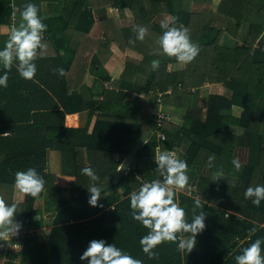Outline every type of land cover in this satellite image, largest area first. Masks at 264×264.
<instances>
[{
	"label": "trees",
	"instance_id": "1",
	"mask_svg": "<svg viewBox=\"0 0 264 264\" xmlns=\"http://www.w3.org/2000/svg\"><path fill=\"white\" fill-rule=\"evenodd\" d=\"M16 1L20 6L34 3L48 26L42 37L47 47L42 54L37 50L34 61V80L21 78L13 66L7 87L0 88V198L17 204L15 219L24 229L22 238L34 239L35 232L32 234L29 229L42 223V213L35 203L43 191H49L54 200L49 226L42 235L48 254L44 258L29 251L30 264H45L47 257L49 264H86L79 256L92 239L114 243L143 264H235L234 256L242 247L258 237L264 238V201L257 207L243 195L249 185L264 184V52L259 57V49L253 48L264 28V2L256 8L240 3L238 12L227 15L216 10L190 9L193 1L211 0ZM44 2L53 3L47 15L42 9ZM8 3L9 0H0V48L7 40L5 25L11 13ZM107 6H128L132 23L119 26L106 16L95 20L93 10ZM163 12L175 16V25L187 28L190 40L199 48L198 55L184 69L166 70L167 63L175 58L161 53L158 38L163 29L153 20ZM95 22L101 29L99 38L89 34ZM241 24L246 25V30L240 45L223 44V33L236 37ZM136 26L147 29L142 41L135 39ZM111 45L124 56V67L117 76L118 88L105 87L103 82L111 75L102 69L87 85L85 75L100 65L97 51L108 53ZM153 59L160 61L156 70L150 63ZM44 64L54 81L44 79ZM58 68H63L65 74L59 75L55 71ZM136 76L144 81L137 83ZM204 83H220L231 90V96L208 95L202 119L191 89ZM160 104L183 107L185 115L181 121L173 117L164 120L160 127L164 139L159 141L154 131L155 112ZM233 106L240 109L238 115L230 111ZM43 107L50 111H39ZM82 108L88 109L89 118L95 114L89 131L86 125L44 121L46 116L54 119L59 113ZM232 125L242 131L230 129ZM146 131L151 132L150 136L126 172L113 181L121 160ZM179 146H185L178 158L187 162L189 184L196 187L198 196L177 190L178 203L190 222L194 200L199 199L203 207L196 209L195 214L205 212V229L197 235L191 252H180L175 243L166 242L157 246L156 256L149 258L139 244L148 229L132 219L129 193L145 181L159 179L155 156ZM50 147L69 157L64 161L68 169L60 173L47 171L46 150ZM235 147L246 156L238 171L232 165L238 153ZM210 155H214L211 167ZM28 167L44 177L45 188L36 198L23 194L21 201L14 200V174ZM84 167H92L98 176L102 207H92L87 202L91 182L81 174ZM217 171L223 175L215 177ZM224 176L237 181L228 183L223 181ZM36 213L38 219L33 218ZM253 227L256 232L249 239ZM184 235L186 238L189 234Z\"/></svg>",
	"mask_w": 264,
	"mask_h": 264
},
{
	"label": "clouds",
	"instance_id": "2",
	"mask_svg": "<svg viewBox=\"0 0 264 264\" xmlns=\"http://www.w3.org/2000/svg\"><path fill=\"white\" fill-rule=\"evenodd\" d=\"M20 22L11 27L8 39L0 48V88L8 85L9 71L15 66L19 76L26 80H34L37 66L34 62L38 52L42 54L46 44L42 43L43 33L47 25L43 23L44 17L39 14L38 7L34 3H27L19 11ZM175 16H166L161 21L162 34L158 38V44L162 54L174 57L180 66L191 62L199 52V48L190 40L187 28L175 25ZM136 40H143L147 29L136 26ZM132 42V41H130ZM14 61L16 62L14 65ZM153 70L159 67L160 61L153 59L151 62ZM59 75H64V69L55 70ZM214 160V155L208 157L209 167ZM155 169L159 179L145 181L138 190L129 193V208L131 217L138 221L144 228L148 229L139 240L141 251L149 258L158 254L157 246L166 242L175 243L180 252H191L196 245V237L205 229L206 214L200 211L195 214L196 209L202 208L199 199L194 200V215L189 222L186 219L185 209L178 203L177 190H184L189 186L188 164L184 159L178 158L170 151L160 152L154 158ZM235 170L241 168L238 157L232 159ZM81 174L89 178L87 187L88 204L92 207H102L99 201L102 199V188L96 181L98 176L92 167H84ZM217 177L223 175L217 171ZM13 187L19 193L32 198L45 188V179L33 167L14 174ZM244 198L250 199L257 207L264 201V184L249 185L244 190ZM17 204L7 203L0 198V240L8 241L19 234L22 224L15 219ZM256 232L253 227L249 230L251 234ZM184 234H189L186 238ZM264 238H256L247 247H242L239 254L234 256L235 264H264ZM79 259L86 264H143L140 259L129 255L114 243H107L105 239H92L80 254Z\"/></svg>",
	"mask_w": 264,
	"mask_h": 264
},
{
	"label": "crops",
	"instance_id": "3",
	"mask_svg": "<svg viewBox=\"0 0 264 264\" xmlns=\"http://www.w3.org/2000/svg\"><path fill=\"white\" fill-rule=\"evenodd\" d=\"M244 2H246V4L251 5L252 7L256 8V7H259V5H261L264 2V0H211L209 2L193 1V2H191L190 9L194 12H199L203 9H207V10H211V11L216 10L222 14L233 15L234 13H236L240 10V3H244ZM18 4H19V2L17 3V5ZM52 6H53L52 2H44L42 5L43 12L46 15L49 14L51 12ZM93 16H94L95 20L101 16L113 18L119 26H128L132 23V20H133L132 12L128 8V6L119 7V8L107 6V7L102 8V9L93 10ZM166 16H170V15L166 12L158 13L157 15L154 16L153 20L156 23L161 24V21L164 20ZM245 30H246V25L241 24L239 26L238 31H237L236 37H234L230 33L224 32L222 35V43L227 45V46H236V45L239 46L241 43V37H242L243 33L245 32ZM89 34L92 37H96V38H99L101 36V29L99 28V26L97 25L96 22L93 24V26L89 30ZM254 47L259 49V53H258L259 55L258 56L259 57L263 56L262 53L264 52V28L261 31L260 35L255 40V43H253V48ZM110 49L111 50L108 53H103V52L97 51V55L100 59V65L96 66L95 70H93V72H90V73L85 75L84 82L87 85H90L92 80L95 77H97L99 69H102L103 71H106V72L109 71L108 68L114 62V61H111V58H112L111 56H115L116 58H120V59L124 58L122 52H120V50L115 45H111ZM184 68H185V65L180 66L176 60L168 62L166 65L167 71H176V70H181ZM41 70L45 75L44 79L51 80V81H47V82L54 81L53 77L49 75V68H47L45 66V64L41 67ZM139 78H141V79H139ZM42 79H43V77H42ZM135 80L139 84H141L144 81L141 76H136ZM105 81L109 84V85H107V87H109V88L116 89L119 86L118 78L115 76H110V79L105 80ZM42 83H44L43 80H42ZM44 89L49 95H53L52 92L49 89H47L45 86H44ZM192 89H193L192 93L195 95V99H194L195 105H197L196 107H199L200 111H201V105L203 103H205L204 111L200 112L202 119L204 118V115H205L206 99H207L208 95L220 94V95H223L226 97L231 96V90L229 88L225 87L224 85L220 84V83H204L203 86L198 87V88H192ZM39 97H41V96H39ZM49 97H51V96H49ZM52 97L54 98L55 96L53 95ZM162 107L166 111H168L170 114H172L173 118L178 119V121H181L183 118V115H185V109L183 107L170 106V105H166V107H165V105H162ZM46 108L43 107L39 111H50V109H46ZM34 111H36L35 108H34ZM230 111H232L233 113L238 115L240 109L237 106H233L230 109ZM84 113H86L85 117H83ZM77 114H80L81 119L84 120L83 123L82 122L77 123V120H76ZM174 115H176L177 117H175ZM94 116H95V114H93L89 118L88 117V109L82 108V109H79L78 111H75V112L72 111V112L59 113V116H58L59 118H55V120L56 121L60 120L61 122H63V125H66V126L72 125V126H76V127L77 126L82 127V126L86 125L87 130L89 131L91 128ZM44 121H45V123H48V124L51 123V117L50 116L44 117ZM263 126H264V117H263V121H262V128H261L262 131L261 132H263V130H264ZM229 127H230V129H235V132H237V133L242 131L240 128H238L234 125L229 126ZM162 151H164V150H162ZM168 151H172V150H168ZM53 173H57V169ZM22 197H23V194H22ZM49 204H47V208L50 206ZM39 208H40V211L42 213V218H43L44 217L43 216V209L41 207H39ZM52 208L53 207L51 204V209ZM48 226H49V224L47 226L42 227V224H41L36 228L29 229V231L33 230V232H35L34 233L35 238L30 239L29 242H28L29 239L28 240L26 239V243H31L32 245L35 243V247L38 246L39 243L45 244L46 239H45V236L43 237L42 235H44L43 234L44 230ZM38 232H40V235L38 234ZM40 236L43 238V242H41L39 240ZM44 244H43V246H44ZM29 251H31V250H27V253ZM33 251H35V250H33ZM47 254H48L47 248L45 250H43V252H41L40 255H39V253H36V255L44 257V258L47 256ZM2 256H4V255H2ZM16 256L18 257L17 259L15 258ZM8 257H9V258H7L8 260L4 259V261H1L0 264H9L10 261L12 262V264H15V263L16 264H22V263L23 264L24 263L30 264L31 263V260L28 259L30 256L27 257L26 255H22V257H21L20 254H18V253H15V254L12 253L11 255H8ZM24 258H26V260ZM49 260H50V257H47L45 264H49Z\"/></svg>",
	"mask_w": 264,
	"mask_h": 264
},
{
	"label": "rangeland",
	"instance_id": "4",
	"mask_svg": "<svg viewBox=\"0 0 264 264\" xmlns=\"http://www.w3.org/2000/svg\"><path fill=\"white\" fill-rule=\"evenodd\" d=\"M244 3L246 4V2H244ZM18 6H20V5H18ZM22 8H23V6H20L19 10H21ZM111 57H112L111 61H114V62L108 68V70H109L108 73L111 76L117 77L119 75V71H121L124 67V61H123V59L116 58L115 56H111ZM139 79H141V78H139ZM142 79L144 80L143 77H142ZM103 83L105 84V87H107V85H109L106 81H104ZM204 108H205V103H203L201 105V111H204ZM58 116L59 115H56V118H59ZM85 116H86V113L83 114V117H85ZM174 116L177 117L176 115H174ZM52 117H53V115H52ZM54 120H55V118L51 119V121H54ZM76 120H77V123H79V122L83 123L84 122V120L81 119L80 114H77ZM2 134H7V133H2ZM262 142L264 143V130L262 132ZM184 143H186V142H184ZM184 147L185 146L175 147L174 151H170V152L175 153V155L178 157L180 155V153H182L184 151ZM235 148L238 151V153L236 154V157H238L240 161H242V159H245L246 156H244V151L239 150L240 148H237V147H235ZM65 154H67V153H65ZM67 159H69V157L66 158V156H64L63 153L56 151L54 148H51V147L48 148L46 150L47 171L48 172H51V171L54 172L57 169V172L60 173L62 170L68 169L69 167H66L67 164L64 163V161ZM68 163H69V161H68ZM214 176L217 177L216 175H214ZM223 181H226L228 183H234L237 181V178L231 177V176H224ZM190 187H191L190 193H188L187 189H185V192L188 193L189 195L198 196L197 192H196V187L192 184ZM179 191H182V190H179ZM13 197H14V200H17V201L22 200V194L19 193L18 190H16V189H14ZM53 201L54 200H53V196L51 195V193L49 191L45 190V191H43L39 201L35 203V207H41L43 209V216L44 217H43V219H41L42 227L47 226L49 224V219L51 218V215H52L51 204L53 203ZM47 204L50 205L49 206L50 208H47ZM52 207H53V205H52ZM226 211H227V213L229 212L228 210H226ZM23 231H24V229H21L19 234L16 235V236H18V241H19L18 242V245H19L18 249L19 250L18 249L13 250V249H9V248L5 247L6 246L5 244L7 243V241L0 240V262L4 261V259L8 260L7 259V258H9L8 255H11L12 253H14V254L18 253V254H20L21 257H22V255L29 256L30 253H27V250H31V254L35 255L36 253H39V255H40L41 252L46 249V247H43L44 243H39L38 246H36V247H35V243L33 245L31 243H26V239L22 238ZM30 231L32 234L34 233L33 230H30ZM20 233H21V235H20ZM38 234L40 235V232H38ZM39 240L41 242H43V238L41 236H40ZM29 241L30 240H28V242ZM33 250H35V251H33ZM2 255H4V256H2ZM15 258L17 259L18 257L16 256ZM9 264H12V262L10 261Z\"/></svg>",
	"mask_w": 264,
	"mask_h": 264
},
{
	"label": "built area",
	"instance_id": "5",
	"mask_svg": "<svg viewBox=\"0 0 264 264\" xmlns=\"http://www.w3.org/2000/svg\"><path fill=\"white\" fill-rule=\"evenodd\" d=\"M8 5L11 8V13H10L8 20L6 21V25H5L7 39H8V35H9V31H10L11 27L14 25L18 26V24L20 22V16H19L18 12L16 11L17 1L16 0H9ZM191 90H193V89H191ZM139 94L142 96L143 92H140ZM155 114H156L155 122H156L157 128L155 129L154 132H155L157 140L160 141V140L164 139V133L162 132V130H160L162 122L166 119L172 118L173 116L168 111L164 110V108L162 107L161 104L159 105ZM190 186H191V184H189V186L185 188V189H187L188 193H190V191H191ZM185 189L182 191H185ZM18 242H19L18 236H13L11 238V240L7 241V243L5 244L6 245L5 247H7L9 249L16 250L19 248Z\"/></svg>",
	"mask_w": 264,
	"mask_h": 264
},
{
	"label": "water",
	"instance_id": "6",
	"mask_svg": "<svg viewBox=\"0 0 264 264\" xmlns=\"http://www.w3.org/2000/svg\"><path fill=\"white\" fill-rule=\"evenodd\" d=\"M150 134H151L150 131H146L136 139V141L134 142L132 147L129 149V151L126 153L124 158L121 160L119 166L117 167V169L114 173V176H113V181L116 182L126 172L130 163L133 161L139 147L144 143V141H146V139L150 136ZM33 218L38 219L39 214H37V213L34 214Z\"/></svg>",
	"mask_w": 264,
	"mask_h": 264
}]
</instances>
